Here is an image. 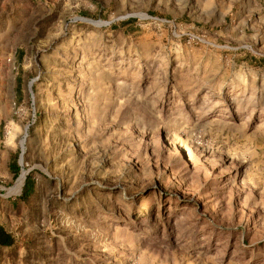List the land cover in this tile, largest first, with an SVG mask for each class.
I'll use <instances>...</instances> for the list:
<instances>
[{
    "label": "rangeland",
    "instance_id": "1",
    "mask_svg": "<svg viewBox=\"0 0 264 264\" xmlns=\"http://www.w3.org/2000/svg\"><path fill=\"white\" fill-rule=\"evenodd\" d=\"M0 225V264H264V0H0Z\"/></svg>",
    "mask_w": 264,
    "mask_h": 264
},
{
    "label": "trees",
    "instance_id": "2",
    "mask_svg": "<svg viewBox=\"0 0 264 264\" xmlns=\"http://www.w3.org/2000/svg\"><path fill=\"white\" fill-rule=\"evenodd\" d=\"M10 171L14 175V177H17L20 173V167L18 166L16 157L11 161ZM31 189V174H29L23 187L22 197H27L31 192ZM15 243L16 241L14 236L0 225V248H10L13 247Z\"/></svg>",
    "mask_w": 264,
    "mask_h": 264
},
{
    "label": "bare ground",
    "instance_id": "3",
    "mask_svg": "<svg viewBox=\"0 0 264 264\" xmlns=\"http://www.w3.org/2000/svg\"><path fill=\"white\" fill-rule=\"evenodd\" d=\"M25 176H26V173L24 172L21 175L20 179L17 181L18 182L16 186L17 191H20L22 189L24 182H25Z\"/></svg>",
    "mask_w": 264,
    "mask_h": 264
},
{
    "label": "water",
    "instance_id": "4",
    "mask_svg": "<svg viewBox=\"0 0 264 264\" xmlns=\"http://www.w3.org/2000/svg\"><path fill=\"white\" fill-rule=\"evenodd\" d=\"M26 180V179H25Z\"/></svg>",
    "mask_w": 264,
    "mask_h": 264
}]
</instances>
